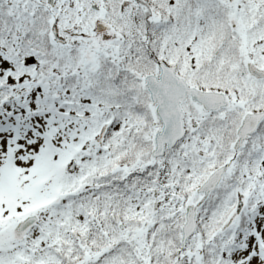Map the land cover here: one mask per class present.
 Segmentation results:
<instances>
[{"label": "snow or ice", "instance_id": "obj_1", "mask_svg": "<svg viewBox=\"0 0 264 264\" xmlns=\"http://www.w3.org/2000/svg\"><path fill=\"white\" fill-rule=\"evenodd\" d=\"M0 264H264V0H0Z\"/></svg>", "mask_w": 264, "mask_h": 264}]
</instances>
